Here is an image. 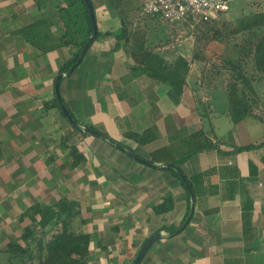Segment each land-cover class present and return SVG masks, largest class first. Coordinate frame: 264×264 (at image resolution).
I'll return each instance as SVG.
<instances>
[{"label":"crops","instance_id":"1","mask_svg":"<svg viewBox=\"0 0 264 264\" xmlns=\"http://www.w3.org/2000/svg\"><path fill=\"white\" fill-rule=\"evenodd\" d=\"M110 1L92 0L98 36L72 74L62 78V98L82 125L107 133L147 160L152 151L171 143L180 152L179 130L189 134L205 127L199 106L207 103L214 112L217 106L201 86V74L193 81L194 62L177 103L169 84L135 68L148 46L160 54L153 55V62L161 54L170 61L181 55L173 44L175 35L163 29L164 20L145 15L139 0H120L119 9ZM60 5L65 2L0 0V177L13 190H25L20 175L42 176L38 189L28 185L29 192L46 193L38 200L67 197L81 204L78 230L94 235L89 264H132L150 235L182 223L189 193L167 169L142 163L90 134L69 137L68 144L87 159L72 164L71 153L61 144L72 127L56 108L47 110L44 101L56 93L55 79L76 47L43 53L19 33L43 16L55 34H62ZM123 15L128 17L126 27ZM122 30L129 35L120 39ZM161 33L168 37L161 39ZM224 115L215 114L209 128L220 149L230 153L209 149L183 164L187 175L201 176L193 219L180 233L155 241L141 264H264V145L232 152L262 142L264 124L248 116L234 123ZM147 128L156 136L147 144L124 135ZM173 135L177 138L171 140ZM169 195L170 210L156 213L155 207ZM31 201L27 208L36 199Z\"/></svg>","mask_w":264,"mask_h":264},{"label":"trees","instance_id":"2","mask_svg":"<svg viewBox=\"0 0 264 264\" xmlns=\"http://www.w3.org/2000/svg\"><path fill=\"white\" fill-rule=\"evenodd\" d=\"M62 1L65 2V5L58 7L63 25L62 34H55L49 27L47 19L43 16L38 17L19 30V33L28 42L43 53L52 52L68 45L76 47L74 56L60 68L59 74L68 71L77 61L83 46L87 43L93 31L84 0ZM119 2L120 0L110 1L111 5L117 9L120 7ZM222 14L214 19V26L196 27L194 50L190 59L179 55L176 59L170 61L161 54L158 61L153 62V55L160 54H154V47L148 46L146 57L140 64L135 65V68L147 72L151 78L157 81L169 84L171 86V97L177 103L180 101L184 86L187 83L191 63L201 61L203 63L201 86L204 88L222 86L226 90L227 108L222 113L228 115L234 123L252 115L260 117L264 124V117L261 113L262 101L255 86L256 82H260L264 86V15L238 22L228 19L221 21ZM127 20L128 17L123 15L122 23L125 27L128 24ZM107 34L112 35L113 32ZM125 35L128 36L129 34L123 30L117 34L120 39ZM228 49L231 50V54L226 53ZM44 107L47 110L56 108L68 120L61 109L56 93H54L52 99L44 101ZM198 109L204 124L207 117L210 123V118L216 114L209 108L207 103L201 104ZM71 113L75 117L72 111ZM70 124L72 130L63 136L61 144H64L69 150L73 158L72 164L77 166L85 163L87 159L76 145L68 144L69 137L72 133L81 136L89 134L75 127L71 122ZM87 127L95 129L92 126ZM179 132L182 134L180 138H182L184 145L182 151H176L174 144L171 143L152 151L149 160L153 162L152 166L158 168H160L159 163H173L180 167L191 181L194 193L197 196L196 180L200 179L201 176L187 175L183 170V164L198 153L209 149H216L221 154H229L230 152L220 149L219 141L216 139L213 130L206 126L189 134L183 132V129ZM102 133L109 136L105 132ZM124 135L136 140L139 144H147L156 137L151 128H147L142 132L127 131ZM170 138L174 140L177 137L173 135ZM263 145L264 140L258 144L235 147L232 152L250 150ZM167 170L187 189L184 180L174 169L169 168ZM172 202L173 197L169 195L162 204L155 207L156 213L169 211ZM190 203L188 194V210L182 223L188 216ZM81 213V204L77 200L67 197L56 201L38 200L33 202L21 212V218H29L30 220L24 227L23 232L18 236L11 237L10 246L0 249V264H89L91 257L90 243L94 240V235L90 232L75 229L77 226L76 219L81 216ZM81 222L86 224L87 219H81ZM181 224L174 227L163 226L159 228V231L166 230L171 233L178 229ZM20 240L24 241L25 245H20L18 243ZM100 245L103 250L106 249L104 244L100 243Z\"/></svg>","mask_w":264,"mask_h":264},{"label":"rangeland","instance_id":"3","mask_svg":"<svg viewBox=\"0 0 264 264\" xmlns=\"http://www.w3.org/2000/svg\"><path fill=\"white\" fill-rule=\"evenodd\" d=\"M264 15V0H234L231 2L230 9L221 15L222 20L228 19L232 21H244L248 19H254L256 17ZM218 17V16H217ZM216 17V18H217ZM214 26V19L209 21L206 24H203V27ZM171 26V27H170ZM166 29V32L171 29L173 34L175 35V39L173 41L174 46L176 47V51H178L181 55H185L191 58L194 50V40H195V31L196 28H192L188 23L181 21L176 23L164 22L163 29ZM177 31V33H176ZM161 39H165L168 36H164L162 33L159 36ZM151 45V43H149ZM227 54H231V50L228 49ZM194 67L192 70L193 81L196 82L200 74L202 73L203 63L201 61H195ZM198 76V77H197ZM197 77V78H196ZM199 80V79H198ZM257 94L261 97V107H262V116L264 117V86L260 82L255 83ZM207 94L211 97V103L217 106V113L220 114L224 109L227 108V93L224 87H207ZM203 91V90H202ZM205 104V103H203ZM219 110V112H218ZM224 114V113H222ZM62 121L67 123V126H71L69 120H67L62 114H59ZM225 119H229L228 115H224ZM214 117H211L212 121ZM247 118L249 119H257L262 122V119L258 116L249 115ZM264 119V118H263ZM206 127H210L209 118H206ZM56 132L57 129L55 128ZM21 180L24 181V184L27 185V189L25 190H17L12 189V184L5 183L6 180H3L0 177V249H5L11 245L10 239L13 236H18L23 232L24 227L30 222L29 218H21V212L27 208L29 202L31 203V199H36L46 197L45 192L28 191V185L30 187H36L38 189L39 184L38 180L45 179L42 176H27L20 175ZM58 177V175H57ZM10 178V177H9ZM6 179V178H5ZM8 179V178H7ZM13 177L10 179L12 181ZM15 180L18 178L15 177ZM33 181H32V180ZM41 184V182H39ZM78 226H76V230H78ZM157 241V240H156ZM20 245H25L24 241H18Z\"/></svg>","mask_w":264,"mask_h":264},{"label":"water","instance_id":"4","mask_svg":"<svg viewBox=\"0 0 264 264\" xmlns=\"http://www.w3.org/2000/svg\"><path fill=\"white\" fill-rule=\"evenodd\" d=\"M87 8H88V13L90 16V20L92 23V34L90 36V38L88 39L87 43L83 46L77 61L69 68L68 71L63 72L61 74H59L56 79H55V91H56V96L59 100L61 109L63 110V112L65 113L66 117L68 118V120L77 128L81 129L83 132H86L90 135H94V136H98L101 137L107 141H109L111 144H113L115 147H117L118 149L124 151L125 153H127L128 155H130L131 157L135 158L136 160L145 163L147 165L152 166L153 162H151L150 160H147L143 157H141L138 153H136L135 151L125 147L124 145H122L119 141H116L115 139L103 134L102 132L96 130V129H91L87 126L82 125L71 113L68 105L64 102L62 95H61V88H60V82L62 78H65L69 75L72 74V72L75 70V68L83 61L85 55L87 54L90 46L93 44V42L96 40L97 36H98V24H97V19H96V14H95V9H94V5L92 3V0H84ZM160 168L162 169H169L172 168L174 169L180 176L181 178L184 180L187 191L190 195V211L188 213V216L186 217L185 221L181 224V226L174 230L173 232L169 233L168 235L163 233V231H157L155 233H153L152 235H150L148 237V239L144 242V244L142 245V247L140 248L139 252L137 253L134 261L132 264H141L142 260L144 259L145 255L147 254V252L149 251V249L151 248V246L153 245V243L162 238V237H166V236H174L178 233H180L181 231H183V229L187 226V224L190 222V220L192 219L193 215H194V211H195V200H196V195L194 193L193 190V186L191 181L189 180V178L184 174V172L181 170L180 167H178L177 165L173 164V163H164L160 165Z\"/></svg>","mask_w":264,"mask_h":264},{"label":"built area","instance_id":"5","mask_svg":"<svg viewBox=\"0 0 264 264\" xmlns=\"http://www.w3.org/2000/svg\"><path fill=\"white\" fill-rule=\"evenodd\" d=\"M145 15L169 23L184 21L192 28L215 19L230 9L234 0H139Z\"/></svg>","mask_w":264,"mask_h":264}]
</instances>
